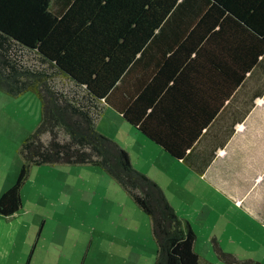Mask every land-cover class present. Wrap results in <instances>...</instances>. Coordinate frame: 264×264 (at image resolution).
Instances as JSON below:
<instances>
[{"label": "trees", "instance_id": "1", "mask_svg": "<svg viewBox=\"0 0 264 264\" xmlns=\"http://www.w3.org/2000/svg\"><path fill=\"white\" fill-rule=\"evenodd\" d=\"M166 48L174 57H167L169 70L156 69V51ZM190 51L195 57L179 69L177 54ZM263 52L264 0H0V89L32 91L41 103L40 121L19 147L16 179L0 193V214L20 207L32 164L99 165L149 216L154 264H199L190 225L95 120L107 104L181 158ZM55 74L71 86L57 87ZM178 79L189 83L184 93ZM178 92L181 104L172 99ZM215 248L227 262L264 264Z\"/></svg>", "mask_w": 264, "mask_h": 264}, {"label": "rangeland", "instance_id": "2", "mask_svg": "<svg viewBox=\"0 0 264 264\" xmlns=\"http://www.w3.org/2000/svg\"><path fill=\"white\" fill-rule=\"evenodd\" d=\"M53 82L57 87L71 86L59 74ZM107 109L98 115L97 130L111 138L135 131L115 110ZM40 117L41 103L34 92L11 94L0 89V193L15 181L21 165L19 147ZM19 194L17 211L0 214L1 264L13 263L11 257L21 245H30L29 249L35 245L36 260L44 259L50 248L61 264H154L157 246L149 216L101 166L32 164ZM200 237L193 244L199 264H240L221 258L215 246ZM221 246L226 253L227 248H236Z\"/></svg>", "mask_w": 264, "mask_h": 264}, {"label": "crops", "instance_id": "3", "mask_svg": "<svg viewBox=\"0 0 264 264\" xmlns=\"http://www.w3.org/2000/svg\"><path fill=\"white\" fill-rule=\"evenodd\" d=\"M51 7L57 9V3L52 2ZM171 50L156 51L162 56L156 69L163 66L169 70L166 62ZM177 55L182 58L177 67L182 69L186 61L195 57V51ZM211 63L214 64L212 59ZM189 72L190 68L183 73ZM178 81V91L184 93L189 83ZM175 96L173 101L178 99L181 104L182 93ZM107 108L120 114L107 104L102 111ZM98 119L99 116L95 125ZM131 126L135 131L113 139L126 149L136 169L160 185L179 219L194 231V242L202 236L203 242L216 245L221 251V245H236L234 250L227 249L237 259L252 257L251 260L264 263V52L199 134H192L193 142L183 157L172 156ZM190 129V125L186 126L181 135L188 137ZM28 246L19 247L11 264H61L60 257L50 248L43 253L44 259L36 260L35 245L30 249Z\"/></svg>", "mask_w": 264, "mask_h": 264}]
</instances>
